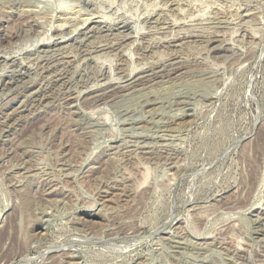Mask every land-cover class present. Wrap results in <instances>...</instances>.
Returning <instances> with one entry per match:
<instances>
[{
	"label": "rangeland",
	"instance_id": "374dc122",
	"mask_svg": "<svg viewBox=\"0 0 264 264\" xmlns=\"http://www.w3.org/2000/svg\"><path fill=\"white\" fill-rule=\"evenodd\" d=\"M0 264H264V0H0Z\"/></svg>",
	"mask_w": 264,
	"mask_h": 264
},
{
	"label": "bare ground",
	"instance_id": "6f19581e",
	"mask_svg": "<svg viewBox=\"0 0 264 264\" xmlns=\"http://www.w3.org/2000/svg\"><path fill=\"white\" fill-rule=\"evenodd\" d=\"M86 24H87V23H86ZM84 25H85V24H84ZM93 26H94V25H93ZM93 29H94V28H93ZM88 30H89V29H88ZM90 31H91V30H90ZM1 39H3V38H1ZM8 39H9V38H8ZM13 40H14V39H13ZM6 42H7V41H6ZM89 215H90V214H89ZM84 219H85V218H84ZM93 219H94V218L89 219V220H90V221H89L90 226H92V225L94 226L95 223H96V221L93 222ZM85 220H86V219H85ZM87 220H88V219H87ZM89 223H88V224H89ZM85 224H86V223H85ZM86 225H87V224H86ZM12 227H13V226H12ZM12 227H11V228H12ZM86 227H87V226H86ZM88 228H89V227H88ZM97 228H98V227H97ZM89 229H90V228H89ZM95 230H96V229H95ZM10 231H11V229H10ZM10 231H9V232H10ZM39 234H42V233H39ZM11 235H12V234H11ZM7 239H8V238H7ZM12 258H13V257H12ZM14 259H15V258H14Z\"/></svg>",
	"mask_w": 264,
	"mask_h": 264
}]
</instances>
